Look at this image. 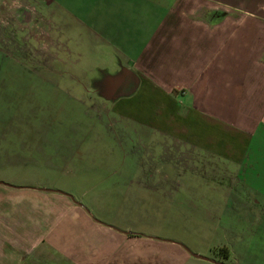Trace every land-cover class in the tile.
I'll use <instances>...</instances> for the list:
<instances>
[{"label":"rangeland","instance_id":"1","mask_svg":"<svg viewBox=\"0 0 264 264\" xmlns=\"http://www.w3.org/2000/svg\"><path fill=\"white\" fill-rule=\"evenodd\" d=\"M112 8L111 0H0V210L71 200L52 191L137 203L153 219L136 226L142 233L180 239L217 262L264 264V161L236 166L127 122L140 81L122 76ZM157 101L151 120L175 121Z\"/></svg>","mask_w":264,"mask_h":264},{"label":"crops","instance_id":"2","mask_svg":"<svg viewBox=\"0 0 264 264\" xmlns=\"http://www.w3.org/2000/svg\"><path fill=\"white\" fill-rule=\"evenodd\" d=\"M111 1V42L128 66L122 76L140 81L127 110L140 119L127 122L236 166L263 162L264 0ZM147 17L154 25L137 20ZM162 97L172 100L164 106ZM154 100L176 120H151ZM58 192L49 193L71 200L0 210V264H241L198 259L192 254L212 260L180 239L142 233L136 226L153 219L137 203Z\"/></svg>","mask_w":264,"mask_h":264},{"label":"water","instance_id":"3","mask_svg":"<svg viewBox=\"0 0 264 264\" xmlns=\"http://www.w3.org/2000/svg\"><path fill=\"white\" fill-rule=\"evenodd\" d=\"M1 185H3V183H0ZM6 186H10V185H6ZM48 192L49 191H52V190H47ZM52 192H55V191H52ZM58 193H61V194H64L63 192H58ZM65 195H67V194H65ZM70 196V195H69ZM195 258H198V259H202V260H207V261H210V262H213V263H215V261L214 260H210V259H208V258H206V257H203V256H199V255H197V254H192Z\"/></svg>","mask_w":264,"mask_h":264},{"label":"trees","instance_id":"4","mask_svg":"<svg viewBox=\"0 0 264 264\" xmlns=\"http://www.w3.org/2000/svg\"><path fill=\"white\" fill-rule=\"evenodd\" d=\"M221 254L222 253H225V254H222L224 257H226V258H229V252H228V250H226V249H223L222 250V252H220Z\"/></svg>","mask_w":264,"mask_h":264}]
</instances>
